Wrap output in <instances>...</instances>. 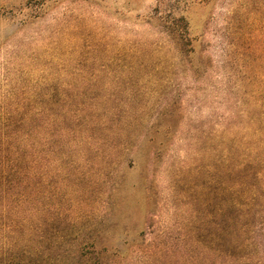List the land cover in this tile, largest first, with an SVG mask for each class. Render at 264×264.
Wrapping results in <instances>:
<instances>
[{
  "label": "rangeland",
  "instance_id": "rangeland-1",
  "mask_svg": "<svg viewBox=\"0 0 264 264\" xmlns=\"http://www.w3.org/2000/svg\"><path fill=\"white\" fill-rule=\"evenodd\" d=\"M12 93L30 101L33 222L57 264L94 244L120 264H195L228 150L251 137L242 113L264 99V0H0V102Z\"/></svg>",
  "mask_w": 264,
  "mask_h": 264
},
{
  "label": "trees",
  "instance_id": "trees-1",
  "mask_svg": "<svg viewBox=\"0 0 264 264\" xmlns=\"http://www.w3.org/2000/svg\"><path fill=\"white\" fill-rule=\"evenodd\" d=\"M185 14V8L176 13L186 29ZM13 95L10 102H0V264H57L53 246L45 239V230H39L33 222L35 157L30 101L23 98L17 101L12 99ZM250 104L246 103V107ZM254 104L260 107L258 115L250 114L247 109L242 113L248 124L243 130L251 133L250 140L243 137L236 149L230 146L228 180L215 181V200L218 202L220 191L226 193L225 208L218 207L214 215L217 232L212 242L197 245L198 253L189 255L188 259L195 264H264L262 259L255 260L250 253H244L252 248L256 229L264 231V99ZM51 105L54 103L50 101V110ZM63 110L59 113L61 129L78 117L72 115L69 107ZM232 138L238 141L236 136ZM221 224L223 227L218 228ZM172 248L153 246L155 252L161 249L173 253ZM240 252L244 254L238 255ZM75 255L78 264L122 261L121 253H110L109 248L95 244L77 245Z\"/></svg>",
  "mask_w": 264,
  "mask_h": 264
}]
</instances>
